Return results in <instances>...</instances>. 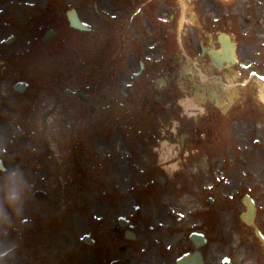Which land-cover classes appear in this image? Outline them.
<instances>
[{"label":"rangeland","instance_id":"obj_1","mask_svg":"<svg viewBox=\"0 0 264 264\" xmlns=\"http://www.w3.org/2000/svg\"><path fill=\"white\" fill-rule=\"evenodd\" d=\"M73 8L79 11V2L74 0L68 4V10ZM90 37L84 38L86 45L92 41ZM71 38L79 42V33L73 32ZM52 51L48 55H44L48 53L46 49L38 53V59L47 61L56 74L37 77V93L51 92L53 96L60 89L92 86L96 79L103 77L102 91L96 98L100 106L65 96L62 98L68 99L67 104L58 112L62 115L61 121L51 114L47 118L51 125L36 120V126L26 135L20 132L24 139L17 146L21 164L33 160V169L40 168L34 178L23 175L12 181L16 186L13 190L4 189L0 253L14 246H19L21 252L7 258L3 264H76L75 259L79 264H110L125 254L131 264H148L143 253L150 247L152 255L158 254L160 242L158 228L150 223H174L177 228V223H210L211 264H222L225 258L231 259L230 264H264V259L260 260L254 253L253 242L241 245L238 237L243 227L240 217L246 210L242 202L245 194H251L259 202L264 222V106L258 121L251 119L247 105L256 100V95H263L264 67L252 73H257L258 77H251L250 73L244 75L251 80L244 87L230 70H226L219 82H212L209 86L221 93L223 106L238 100L243 104L242 114L248 117L241 118V123H235V127H227L226 122L230 120L217 113L212 103L208 108L200 104L211 116L212 130L201 132L204 140L200 138L197 143L193 140L189 145L190 138L187 139L182 149L184 133L179 130L178 119H166L164 124L170 130L151 124L139 133V128L134 126L139 116L128 109L130 106L126 105L127 100L119 89L118 93L113 90L119 98V108L110 112L112 119L106 122L107 99L113 87L107 80L114 81V74L110 68L98 70L101 58L95 51L100 49L91 50L93 55L90 56L86 51L80 52L85 55V69L77 68L64 54H61L60 65L57 64L54 60L58 52ZM103 52H107L108 57L107 61L103 59L105 64L109 52L107 49ZM123 64L119 69H124L126 64L122 67ZM206 70L216 74L212 69ZM59 74L62 75L60 82ZM193 75L194 68L184 66L178 68L173 79L182 85ZM200 75L201 80H205V76ZM236 95L247 103H242ZM188 97L189 94L184 99ZM93 108L95 113H92ZM104 111L106 117L102 116ZM204 112L203 109L195 112L191 120L195 129L206 121L207 118L201 119ZM45 124L49 126L48 131L42 129ZM28 166L32 169L30 161ZM77 170L79 175L75 176ZM39 191L47 192L52 198H38ZM114 191L118 196H114ZM17 196L19 210L14 212L8 201ZM120 217L134 223L137 240L123 239L120 246L110 244L106 258L96 255L94 246L83 243L94 231L95 238H100L105 233L101 230L102 224L109 227L118 223ZM96 221L101 225L96 226ZM190 229L196 231L199 227ZM14 234L22 237L20 243Z\"/></svg>","mask_w":264,"mask_h":264},{"label":"flooded vegetation","instance_id":"obj_2","mask_svg":"<svg viewBox=\"0 0 264 264\" xmlns=\"http://www.w3.org/2000/svg\"><path fill=\"white\" fill-rule=\"evenodd\" d=\"M74 0H0V160L7 168L6 172L0 164V223L4 219V185L16 187L10 180L27 176L34 178L38 171L34 170L30 161L24 165L18 155L17 146L20 141V132L32 130L36 126L35 121L52 123L47 120L48 116L55 114V118L61 121L62 115L58 113L63 109L68 99L62 98L64 90L55 92L37 93V77L42 74V60L38 59V53L46 49L50 54L52 50L67 49L73 32L70 27L67 6ZM79 2V16L90 27L92 41L87 45L85 33H79V55L84 51H95L102 58H108V67L112 69L114 81L108 79L111 84H117L120 92L125 91L128 108L139 115L136 126L147 128L148 125L159 129L170 130L165 125L167 118L179 120V129H185L190 133L193 141L195 128L187 120L184 107L181 103V86L176 84L173 77L179 67L189 66L199 71L214 75L206 69H212L220 74L225 68H235L241 81L245 80L243 73L251 69L264 67V0H189L185 2L190 25L180 28L181 5L180 0H75ZM50 30L58 31V35L43 42V37ZM70 35V38H69ZM227 35L235 36L236 61L235 64L227 63L225 48L229 46ZM69 38V39H68ZM233 39V37H232ZM213 51H222L219 59H223V65L216 63ZM84 54L81 55L83 57ZM143 62L144 70L140 76L136 73L140 70ZM47 65V61H44ZM125 65V69L120 68ZM50 65V64H49ZM128 70L132 75H128ZM247 71V72H246ZM204 73V74H205ZM166 77L167 84H159L158 78ZM209 76V77H210ZM208 77V80H209ZM59 82L62 75L58 76ZM194 77L183 85L186 91L196 96L195 91L203 96V102L214 93L204 91L195 84ZM101 79V81H100ZM96 79L92 86L84 88L83 96L79 98L83 103L91 102L100 106L97 100L101 94L100 85L104 82L103 77ZM106 81V80H105ZM123 83V85H121ZM126 84L123 89L122 86ZM109 86V85H107ZM204 87V86H203ZM78 90V87L74 88ZM83 90V87L79 88ZM115 89V86L112 90ZM124 94V93H123ZM50 99L54 101L50 102ZM238 99L240 96L238 95ZM119 98L112 92L107 99V113L109 122L112 119L110 112L117 111ZM247 100V99H246ZM242 103H247L241 100ZM38 102V106H36ZM120 102V101H119ZM249 112L260 113V100H251ZM239 104V102H238ZM215 105V99H214ZM237 105V104H236ZM231 106L232 121L240 124L239 116H242L243 104ZM255 105V106H254ZM180 108H179V107ZM239 107V108H238ZM95 108L92 113H95ZM103 116H106L105 111ZM127 119V118H126ZM114 120V118H113ZM55 121V119L53 120ZM115 121V120H114ZM45 124L43 131L49 130ZM135 126V125H134ZM138 132L141 133V130ZM127 145L128 141L126 140ZM194 142V141H193ZM6 150V153H4ZM21 165V167H20ZM57 166V164L55 163ZM40 168V167H39ZM38 168V169H39ZM113 170V168L111 167ZM114 173V171H112ZM79 175V170L74 172ZM14 192L11 194L13 195ZM63 194V193H62ZM15 196V195H14ZM49 200L52 198L46 195ZM258 204L256 223L264 234V222L261 219L260 204ZM18 205L12 206L11 211H16ZM136 230L134 223H130ZM158 228L157 236L158 254L152 255V249L148 247L143 253L144 261L148 264H178L179 259L187 253H195L197 249L191 242V234L199 227L198 232L207 239L206 244L199 250L202 254L203 264H211L209 260L210 249V223H150ZM104 235L96 238V252L99 253L107 241L111 245L114 241L126 239L127 230L119 223H113L109 227H103ZM95 235V232H94ZM107 238L104 240V238ZM96 237V236H94ZM240 244L253 242V251L260 260L264 259V245L257 238L252 227L243 223ZM14 238L20 243L19 238ZM249 245V244H248ZM252 249V246L250 245ZM126 255V254H125ZM127 264H131L130 257L126 258ZM79 258V255L78 257ZM79 261V260H78ZM46 264V262H43Z\"/></svg>","mask_w":264,"mask_h":264},{"label":"water","instance_id":"obj_3","mask_svg":"<svg viewBox=\"0 0 264 264\" xmlns=\"http://www.w3.org/2000/svg\"><path fill=\"white\" fill-rule=\"evenodd\" d=\"M73 25L74 26H78L79 24H77V22L74 20V22H73ZM79 27V26H78ZM254 218H255V205H254V202L253 201H249L248 202V211H247V213L245 214V220L248 222V223H251V224H253V220H254ZM254 225V224H253ZM258 234H259V236L261 237V239L264 241V236H262V234L258 231ZM197 236L195 235L194 236V238H193V240H194V242L195 243H197ZM88 244H91L92 242H87ZM8 254H11V252L10 253H8ZM4 258V257H3ZM200 258L197 256V257H195V259L194 258H191V259H188V260H186V261H184L183 262V264H192V262H194V261H196V260H199Z\"/></svg>","mask_w":264,"mask_h":264},{"label":"clouds","instance_id":"obj_4","mask_svg":"<svg viewBox=\"0 0 264 264\" xmlns=\"http://www.w3.org/2000/svg\"><path fill=\"white\" fill-rule=\"evenodd\" d=\"M7 199V197H5ZM9 204L10 206H15L18 202H19V197H15V198H12V199H9ZM0 219H2V215H0ZM3 255H6V253H0V264H3V259H2V256Z\"/></svg>","mask_w":264,"mask_h":264},{"label":"bare ground","instance_id":"obj_5","mask_svg":"<svg viewBox=\"0 0 264 264\" xmlns=\"http://www.w3.org/2000/svg\"><path fill=\"white\" fill-rule=\"evenodd\" d=\"M204 83H206V84H204V86H206V88H210V86L208 85V81H205ZM212 88V87H211ZM215 89V88H214ZM187 104H190L191 105V103L190 102H187ZM176 167V166H175Z\"/></svg>","mask_w":264,"mask_h":264}]
</instances>
